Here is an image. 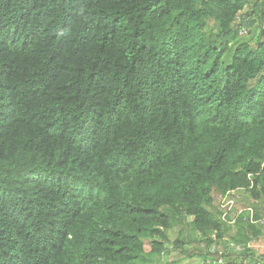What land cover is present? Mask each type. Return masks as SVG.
Masks as SVG:
<instances>
[{"label":"trees","instance_id":"1","mask_svg":"<svg viewBox=\"0 0 264 264\" xmlns=\"http://www.w3.org/2000/svg\"><path fill=\"white\" fill-rule=\"evenodd\" d=\"M241 190L264 209V0H0V264H166L184 215L233 264Z\"/></svg>","mask_w":264,"mask_h":264},{"label":"rangeland","instance_id":"2","mask_svg":"<svg viewBox=\"0 0 264 264\" xmlns=\"http://www.w3.org/2000/svg\"><path fill=\"white\" fill-rule=\"evenodd\" d=\"M247 37V36H246ZM214 202H213V209L214 207H218V201L220 200V195L219 194H214ZM237 196V197H236ZM236 197V202L235 205L241 208L245 207H253L254 211L258 215H264V212L262 211L263 209L260 208L259 202L253 201L249 194L243 190L237 192L235 194ZM262 205H264V202H261ZM231 224L232 227V233L236 232V225L235 221H233ZM258 232L261 233L264 231V226L257 228ZM258 233V234H259ZM236 235V233H235ZM256 236L254 234L249 235V240L246 244L249 245L247 246L246 250L249 252L251 251L256 243H255V238ZM200 234L194 230L190 223V219L187 216H180V218L177 220L176 218L173 219L171 227L167 230V239H166V245H169L170 243H174L175 240H179L182 244L179 246H176L172 250H169L166 252L165 256H163L161 261H165L166 264H186L189 261H192L195 255V247L202 246L204 243L201 242L200 240ZM147 244H149V241H146ZM224 244H227L228 248L227 249H240V242H237L232 239H225ZM193 248V250H192ZM191 249V250H190ZM183 250V251H182ZM187 250H190L191 255H187L186 253ZM245 249L241 250L238 252V254L233 255V252L231 251L229 253V256L227 257V261H230L231 263L238 264L239 262H242V264H249L250 263V255L249 256H244ZM239 255H241L239 257ZM241 264V263H240Z\"/></svg>","mask_w":264,"mask_h":264},{"label":"built area","instance_id":"3","mask_svg":"<svg viewBox=\"0 0 264 264\" xmlns=\"http://www.w3.org/2000/svg\"><path fill=\"white\" fill-rule=\"evenodd\" d=\"M246 31L245 29H241L240 30V34H244ZM220 207L221 208H225L227 207V210H229L231 208V206L234 205V194H232L231 191H227L224 194L220 195ZM246 212L245 216L243 217V219H246L248 222H250L251 224H257L260 226H264V215L260 216V217H255V211L253 208H245V209H241L240 213ZM239 213V214H240ZM221 218L226 219V211H223V213L221 214ZM235 220V218L233 219H227L228 223H232ZM249 247V245H247ZM216 246H211L210 251L211 252H215L216 251ZM220 253L221 251L218 253V263H223L222 259L220 258ZM187 264H195L193 261H189ZM202 264V263H200Z\"/></svg>","mask_w":264,"mask_h":264},{"label":"crops","instance_id":"4","mask_svg":"<svg viewBox=\"0 0 264 264\" xmlns=\"http://www.w3.org/2000/svg\"><path fill=\"white\" fill-rule=\"evenodd\" d=\"M264 212V209L262 210ZM263 227V226H259ZM255 247L251 250L249 264H264V231L259 233L255 238ZM241 255H239L240 257Z\"/></svg>","mask_w":264,"mask_h":264},{"label":"clouds","instance_id":"5","mask_svg":"<svg viewBox=\"0 0 264 264\" xmlns=\"http://www.w3.org/2000/svg\"><path fill=\"white\" fill-rule=\"evenodd\" d=\"M260 226V225H259Z\"/></svg>","mask_w":264,"mask_h":264}]
</instances>
